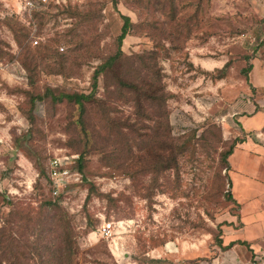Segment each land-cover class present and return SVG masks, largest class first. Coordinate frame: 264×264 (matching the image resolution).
Instances as JSON below:
<instances>
[{
	"label": "rangeland",
	"instance_id": "obj_1",
	"mask_svg": "<svg viewBox=\"0 0 264 264\" xmlns=\"http://www.w3.org/2000/svg\"><path fill=\"white\" fill-rule=\"evenodd\" d=\"M58 1L54 4L64 3L72 12L82 13L89 9V1L100 2L95 5L99 16L95 28L85 31V37L93 38L95 33L101 37L94 46L99 56L113 53L123 24L121 15L130 18L134 28L124 38L121 51L134 60L145 53L157 54L156 68H160L167 97V119L163 120L171 138L156 147V143H140L144 129L134 140L124 129L126 135L114 134L112 142L102 132L104 138L97 144L101 153L87 150L76 127V107L66 100L51 105L49 97L46 102L34 100L35 123L29 124L30 96L43 95L47 89L55 96L89 93L93 67L100 60L90 55L65 75L53 74L45 63L39 66V75L31 66L25 70V51H39L48 38H59L58 53H69L70 38L63 34L79 19L69 17L59 6L29 13L24 9L26 0H0V217L12 208L5 200L45 214L49 210L43 205L60 198L61 218L74 231L72 264L260 262L249 252V245L238 239L245 237L250 243L241 221L248 231L252 217L264 214V202L260 206L253 198L237 204L229 201L227 170L219 158L235 138L244 135L257 134L264 146V0H189L193 7H200V22L184 42L171 41L167 30L158 29L165 19L146 0ZM113 83L112 78L99 77L87 118L92 125L114 129L122 116L103 124V118L90 115V110L99 114L97 108L109 104L123 111L125 118L134 114L133 105L143 103L139 96L130 100L114 94ZM152 123L139 122L136 127ZM31 129L28 147L36 157L24 147L18 150L14 142ZM184 140L195 148L184 143V156H179L173 151ZM84 152L83 169L71 170L54 198L45 172L49 160L77 158ZM138 160L144 162L138 164ZM24 221H16L21 225L14 227L13 237L18 239L16 233ZM109 222L115 231L105 239L100 230ZM217 238L222 246L224 238L235 239L236 251H220ZM28 239L33 244V236ZM257 245L264 243L258 240Z\"/></svg>",
	"mask_w": 264,
	"mask_h": 264
},
{
	"label": "trees",
	"instance_id": "obj_2",
	"mask_svg": "<svg viewBox=\"0 0 264 264\" xmlns=\"http://www.w3.org/2000/svg\"><path fill=\"white\" fill-rule=\"evenodd\" d=\"M100 2L89 1V9L86 12H79L69 10L68 5L54 4V0H51L48 4L49 7L59 6V8H64V11L69 17H76L79 19L78 23L71 29H66L63 34V37L70 38L69 43L71 44V49L69 53H58L56 49L57 42L59 38L51 37L46 39L45 44L40 45L39 51H29L26 50V65L23 62V67L28 71V66L32 67V70H37L39 75V66L42 63H45L44 67L50 70L55 75H65L64 73L72 70L76 66L84 62L85 58L93 54L100 55L97 51H94V46L96 41L101 40V37L95 33V37H85V31L90 28L91 30L95 28V23L98 21L97 15V6L96 4ZM148 5H153L154 9L158 11L163 17V20L158 23L159 30H167L165 33L166 37H171V41H187L191 38L192 32L197 28L200 20V7L192 6L189 0H146L145 2ZM197 5V4H196ZM48 7V8H49ZM100 10L102 8H99ZM41 10V9H40ZM98 12H100L98 10ZM123 19V24L120 28V33L115 37L114 45L115 49L113 53H109L106 56L101 55L95 67H93L92 76H91V91L87 94L85 93H64L59 94L58 96L52 95L50 89L46 90V93L40 96H30V108L27 111V119L29 124L34 125L35 117L32 114V109L34 107V100H40L46 102V97H49L52 101L51 105H54L57 102L66 100L68 104L76 107V127L80 130V134L84 136V143L87 150H98L101 153V147L98 148L97 144L100 142V139H103L102 132L108 135L106 141H111L117 133L122 135H129L133 140L138 133H140V143L144 144H154L156 147L159 145V142H164L169 140L171 137L167 135L168 128H166L167 123V113L165 110L166 105V92L164 89V84L161 79L160 68L158 67L159 58L152 54L149 56L147 53L143 56H136L133 58H126L124 53L121 51V45L126 36H128L134 28L131 20L127 16L121 15ZM170 39V38H169ZM169 43V42H168ZM172 43V42H170ZM169 43V44H170ZM37 44V43H36ZM55 44V46H54ZM172 45V44H171ZM170 45V46H171ZM55 48V49H54ZM162 49L163 46H162ZM94 52V53H93ZM3 55V52L1 53ZM95 56H93L94 58ZM105 57V58H104ZM245 75H247V69L244 70ZM100 76H106L112 78L114 94L118 96H123L130 100L136 99L138 96L142 97L143 103L138 105H133L135 120L131 118L130 115H127L124 118L123 111L116 109L115 107L110 106L109 104L97 108L99 114H94V111L90 110V115H97L99 118H103L105 124L110 118L122 116L119 124L113 129L105 125H92L90 121H87L89 117V107L91 106V101L94 98L95 90L97 87L98 79ZM30 82L33 83L34 78L30 77ZM45 105V103H44ZM47 106V105H46ZM48 107V106H47ZM152 108H155L154 110ZM92 112V113H91ZM154 112V116L152 113ZM158 112L159 115H156ZM164 119V120H163ZM153 121V125L145 124L143 128H137L136 125L142 122ZM151 124V123H150ZM125 129V133L123 130ZM139 131V132H138ZM33 129L17 137L14 142H16V148L21 150L22 147L30 149L28 143L32 140ZM127 137V136H126ZM198 139V138H196ZM245 135L241 138H235L232 144L228 147L225 153L220 154L219 161L224 165L225 170H229L228 157L232 154L235 146L244 142ZM178 144L175 150V154L179 156H184L186 146L184 143L191 144L195 148V144L187 142L184 140ZM161 144V143H160ZM118 146L115 144L113 149H117ZM154 148L153 146L150 147ZM141 150V148H139ZM161 150V149H160ZM163 151V149H162ZM89 152V151H86ZM81 153L79 157L72 158L68 156L70 160L66 165L67 170L77 169L81 171L83 165L85 164V153ZM146 155L148 151H145ZM28 154L36 157V154L32 151H28ZM150 154V153H149ZM54 158L49 160L45 172L48 176L49 183V171L51 169V162ZM177 166L176 160H172ZM144 161L138 160L136 163L142 164ZM159 169L161 168L160 163H158ZM172 168L175 166L172 164ZM41 170L44 169L41 167ZM162 170V168L160 169ZM41 171V173H43ZM225 175L228 180V192L227 198L229 201L234 203L231 195V184L229 176ZM56 198V197H54ZM59 199L55 201H50L45 203L43 206L46 207L49 211L43 214L42 209L38 212H34L30 207L26 209L18 204L8 203V207L12 208L8 211L7 215L2 220L3 226L0 227V264H32L31 261H35L34 264H72V256L74 254L72 239L74 238V231L71 227V224L68 221H64L60 215L59 209ZM17 220H25V225L20 227V231L16 234L18 239L13 237L14 227L20 226L21 224H16ZM31 223V226L29 224ZM21 236V238L19 237ZM33 236V244L29 241L28 236ZM217 238V242L222 250L228 249L227 246H222V241ZM246 245V242H241V244ZM74 244V242H73ZM156 244V243H155ZM153 244L152 246H154ZM233 244V243H232Z\"/></svg>",
	"mask_w": 264,
	"mask_h": 264
},
{
	"label": "crops",
	"instance_id": "obj_3",
	"mask_svg": "<svg viewBox=\"0 0 264 264\" xmlns=\"http://www.w3.org/2000/svg\"><path fill=\"white\" fill-rule=\"evenodd\" d=\"M253 118H257L256 113L253 115ZM241 124L244 128L246 127L245 122L242 123L241 121ZM255 140L258 144H255ZM263 147L257 134H254L251 138L249 135H246L244 142L237 144L232 154L228 157L229 170L227 174L231 184V195L234 194L232 199L236 204L245 198H253L255 205H257L256 200L260 202L259 205L264 202V153L261 151H264ZM18 164L24 169L27 168L25 163H21V159L18 160ZM241 222L244 224L242 227L245 231L244 233L250 235V243L245 237L243 240L238 239V242H246L249 245V252L254 256V259L260 260V262L252 261L251 264H264V246L257 245L258 240H260V243H264V214L256 213L252 217L250 221L251 227L248 228V231L246 230L247 227L244 220ZM244 233L243 236H245ZM226 240L224 238L225 244L223 246L231 244L226 249V252L236 251L232 246V243L236 242L235 239L228 238ZM220 251L225 250L220 248ZM253 256H251L250 261L253 260Z\"/></svg>",
	"mask_w": 264,
	"mask_h": 264
},
{
	"label": "built area",
	"instance_id": "obj_4",
	"mask_svg": "<svg viewBox=\"0 0 264 264\" xmlns=\"http://www.w3.org/2000/svg\"><path fill=\"white\" fill-rule=\"evenodd\" d=\"M51 0H26L24 9L29 13H32L36 10L44 9L48 6ZM58 3L59 1L56 0ZM37 41H34L36 44ZM63 50V49H60ZM72 158H75L72 156ZM70 158L68 156H64V158H54L51 162V169L49 171V178L51 182L52 194L57 197V192L61 184L64 183V179H66L69 171L67 170L66 165ZM115 225L112 222L106 223L102 226L100 230L101 237L107 239L110 238L111 235L115 231Z\"/></svg>",
	"mask_w": 264,
	"mask_h": 264
}]
</instances>
